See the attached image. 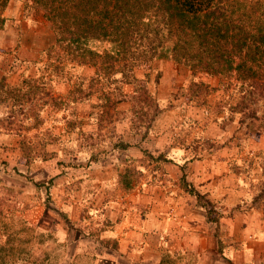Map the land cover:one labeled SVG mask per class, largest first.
<instances>
[{
    "label": "rangeland",
    "instance_id": "374dc122",
    "mask_svg": "<svg viewBox=\"0 0 264 264\" xmlns=\"http://www.w3.org/2000/svg\"><path fill=\"white\" fill-rule=\"evenodd\" d=\"M2 17L0 264H264V96L157 61L136 111L80 99L42 12Z\"/></svg>",
    "mask_w": 264,
    "mask_h": 264
},
{
    "label": "trees",
    "instance_id": "16d2710c",
    "mask_svg": "<svg viewBox=\"0 0 264 264\" xmlns=\"http://www.w3.org/2000/svg\"><path fill=\"white\" fill-rule=\"evenodd\" d=\"M9 1L0 0V26ZM27 1L53 31L62 66L90 70L88 86L76 77L77 98L127 99L136 111L147 98L136 73L157 61L240 84L254 102L264 96V0Z\"/></svg>",
    "mask_w": 264,
    "mask_h": 264
}]
</instances>
